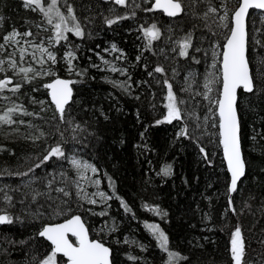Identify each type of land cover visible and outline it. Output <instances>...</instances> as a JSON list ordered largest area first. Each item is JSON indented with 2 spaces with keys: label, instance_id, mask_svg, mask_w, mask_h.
Segmentation results:
<instances>
[{
  "label": "trees",
  "instance_id": "16d2710c",
  "mask_svg": "<svg viewBox=\"0 0 264 264\" xmlns=\"http://www.w3.org/2000/svg\"><path fill=\"white\" fill-rule=\"evenodd\" d=\"M70 2L74 4L76 15L86 32L83 40L68 34L70 37L68 43H71L77 56L73 64L76 70L87 68L88 74L83 83L73 85L77 103L72 104L68 111L82 125L84 121H88V131L78 133L77 139L89 146L85 148L80 143L72 141L70 131L65 132L68 142L61 143L68 158L77 156L98 167L101 189L111 195L114 188L116 194L130 205L136 215V219H132V213L125 214L119 206V201L115 199L107 202L111 205L107 209L108 217L90 216V213L81 212L83 219L93 230V237L99 238L97 231L101 225L105 222L111 224L114 218L117 231L103 235L105 242L110 243L114 249L117 264H133L127 260L126 253L140 257L138 264H153V262L162 264V259L167 258L166 253L161 252L156 246V241L144 227V222L147 221L159 224L169 237V249L191 256L193 264H229L230 232L239 224L246 245L245 264H264L262 259L264 244L261 243L264 240V173L261 172L264 168V98L258 99L251 94H243L242 91L238 93L242 151L248 163L246 176L239 182V190L232 195L236 209L233 214L228 208L225 166L221 164L222 151L215 144L208 143L207 138L205 139L204 143L209 153H215L211 156L214 167H209L201 162L197 152L189 146L187 140L176 138L181 122L174 121L172 124L154 126L155 120L162 118L167 89L162 84L164 77L156 74L161 81L157 84L156 79L148 77L144 71L145 63L148 64L149 70L157 64L163 65L177 97L188 101L186 105H181V108H187L189 112L195 108L196 116L202 121L205 109L196 106L191 95L195 91L203 90L205 69L212 62L211 44L217 40L223 41V30L217 28L218 16L213 19L212 14H209L208 20L205 21L194 18L192 12L195 11L197 16H200L207 10L209 3L219 7L221 0H205L194 8L186 7V14L182 13L180 17L175 18L166 17L157 11H142L141 9L146 6L144 0H126V7L105 4L104 0H70ZM184 2L186 6L189 4V0ZM235 3L236 0H227V5L231 8ZM136 4H140L141 8H136ZM85 5H88L90 10ZM110 7H115L116 13H109ZM133 11L136 12L134 17L120 21L111 28L104 23L105 16L125 14L131 16ZM0 17L3 18L0 20V43L3 42V36L13 28L21 33L31 30L33 35L40 36L36 25L41 24L44 18L38 11L25 9L22 0H0ZM85 17H89L90 22ZM153 23L161 30V37L152 41L151 50H146L144 45L147 40L142 37L143 34L138 29L141 25L147 27ZM193 25H196L193 32L194 44L201 47L202 51L195 53L194 49L190 48L189 52L200 59L199 64L193 63L191 58L179 57L178 45L174 43L180 41L187 32L193 31ZM254 28L262 31L253 33ZM247 30L264 40V19L259 11L249 13ZM89 31L92 32L91 38L87 36ZM213 32L217 35L213 36ZM63 43L62 41L61 45ZM112 43H115L127 56V60L118 62V65L126 68L131 76L129 93L106 82L109 81L106 72L90 67L92 62L99 64L94 51L102 54L103 48H108ZM97 45L100 47L97 48ZM57 47L59 63L54 66L57 76L72 80L80 79L75 75V71L72 74L67 73L62 60L63 46L57 45ZM173 48L177 51L173 52ZM256 52L259 56L251 49L248 53L254 71L259 60L264 58V48L257 47ZM138 54L142 55L139 63L135 59ZM3 77L4 75L0 73V79ZM185 77H188L189 82L192 83V93L181 91L187 86ZM50 79L43 77L25 83L23 74L20 73L13 77V84H22L19 93L13 94L7 89L0 92V114L14 103L22 105L29 112L39 113L38 117L16 113L13 119L24 120V125L16 123L11 126H0V148L4 149L0 150V187L8 185L9 189L6 190L16 200L21 198V193L11 192L10 189L18 187L22 181L17 177H9L7 172L26 171L28 166L38 161L50 145H54L59 140L58 136L53 135L54 129L50 126L54 107H48L50 102L46 89L42 86ZM141 81L147 83L141 84ZM8 87L11 88L12 85ZM33 88H39V91L33 92ZM137 96L139 99L135 98ZM33 98L37 103L32 102ZM196 99L200 100L201 105L206 103L200 97ZM41 100L45 101L44 107L47 111L41 112L38 103ZM82 101L86 102L84 104L86 108H103L110 119L104 121L100 117V123L96 124V117L91 111L87 115L81 111L79 105ZM96 116H99L98 112ZM185 119H189L191 123L188 116H185ZM29 122L35 127H27ZM64 127L61 125V130ZM40 131L47 135L35 142L25 138L40 136ZM89 132H96L100 137L99 141L89 136ZM142 132L143 138L140 135ZM252 136H256V139L252 140ZM166 165L172 166L173 174L170 177L157 175ZM61 171L67 174V187L71 190L72 206L75 210L77 198L72 185L74 171L68 159L56 161L53 158L46 168L38 169L36 175L44 176L46 172H54L59 181L61 178L58 174ZM109 176L113 181L112 187H109ZM27 179L24 178V181ZM56 186L64 185L58 183ZM34 187L43 190V184H36ZM40 201L44 203V198L41 197ZM143 203L158 205L162 211L168 213V216L161 219L160 216L143 209L141 206ZM246 203L250 207L245 206ZM0 207L5 205L0 203ZM84 208L90 207L84 204ZM8 211L23 215L19 204L15 208H9ZM62 219L63 217H60L61 221ZM38 227V223H30L27 218L23 225L19 222L0 225V264H26L22 247L29 256L35 252L42 253L43 247L30 239L35 235ZM125 238L130 241L129 244L123 243ZM39 239L43 240V238ZM21 240L27 242L25 246H21ZM117 240L120 241L119 244L115 243ZM139 244L145 245L148 250L141 252ZM5 249L7 255L4 254Z\"/></svg>",
  "mask_w": 264,
  "mask_h": 264
},
{
  "label": "snow or ice",
  "instance_id": "6c2138e0",
  "mask_svg": "<svg viewBox=\"0 0 264 264\" xmlns=\"http://www.w3.org/2000/svg\"><path fill=\"white\" fill-rule=\"evenodd\" d=\"M205 0H189V4L186 6L184 0H154L150 3V0H144V5L141 10L144 12H155L157 10L162 11L167 17H180L182 13L186 14L187 8H194ZM105 4L116 6H127L126 0H104ZM23 7L32 12H39L42 14L44 20L51 26L53 35L48 37V46L45 47L43 41L39 44L32 40L25 39L24 43L29 45L33 49V52L28 53L24 47H19V62L25 60L26 55H31L32 62L39 65V70L29 65L28 67L18 66L16 59V51L9 53L6 58H0V73H7L11 71L13 76L22 73L25 83H31L37 78L49 77V82L43 83V88L47 90V96L50 97V104L48 107L53 108V117L51 121V127L54 129L53 135L58 136L59 140L50 145L44 154L38 158V161L27 167L26 171H9L7 175L9 177H17L22 183L16 187L10 189L11 192L21 193V198L16 200L15 197L9 194L8 185L0 187V203H3L5 207H0V225H12L16 222L20 224L25 223L27 218L30 223H38L39 227L35 231V235L30 237L31 240H35L40 244L44 251L42 253L35 252L29 256V253L21 251L25 255L26 264H117V260L114 256V249L110 243H106L103 234L113 233L117 231V227L114 221L109 224L105 222L101 225L97 231L99 238H95L92 235V229L83 219L81 212L90 213V216L108 217L109 212L107 209L111 207L107 202L115 199L119 201L120 208L123 209L125 214L132 213V219H136V215L130 205L119 195L116 194L113 188L112 194H106L104 191L99 190L100 180H93L88 177L86 173L89 171L93 174L98 173L99 169L95 165L76 158H71L70 163L75 170L76 179L72 180V185L76 189L77 207L74 210L72 206L71 190L67 187V174L63 171L59 172L60 180L57 181L56 173L46 172L44 176L36 175L38 169L45 167L52 162L55 158L56 161L68 159L66 152L62 146V143H67L68 138L65 136V132H71V139L76 143H80L82 147H88L87 143L77 139V134L88 131V121H84L83 125L77 122L75 117L71 116L68 111L72 104L77 103L75 100V94L73 85L77 83H83L88 74V69L76 70L73 61L77 59L74 51L71 49L66 50L64 53V60L67 63V71L72 74L75 71V75L80 79H62L59 78L54 71V66L59 63V58L52 48L57 45H61V42H69V33L81 40L86 36L84 26L80 19L76 15L75 6L70 0H22ZM89 8L88 5H85ZM136 8H141L140 4L135 5ZM64 9V10H62ZM260 10L262 19H264V0H236L234 7L229 8L227 0H221L219 7L208 4L207 10L202 15L197 16L193 11L194 18L208 20L209 14H212L213 19L218 15L217 28L223 30V41L217 40L211 44V64L206 66L205 75L202 83V91H195L192 93V83L189 82V78L185 77L186 87L181 91L186 93H192L191 99L195 102L196 106L203 107L205 109L203 120L201 121L199 116L195 114V108L191 112L187 108H181V105H186L188 101L179 99L173 90V85L167 78L166 69L163 65L157 64L151 70L147 63L144 64V71L147 76L156 79L157 84H160V79L156 76L164 77L162 84L166 87L167 93L164 97L165 103L163 104L161 119L155 120V125L172 124L174 121L181 122L179 131L176 132V138H183L189 142V146L197 152L201 162L206 163L209 167H214L211 159L215 153H209L205 146V139L208 143L215 144L219 150L222 151L221 164L225 166V189L228 197V208L235 214L236 209L234 207L233 193L239 190L238 182H241L242 178L246 176L247 161L244 158L242 151V137H241V124L238 114V90H242L243 94H251L259 98H264V58H261L255 68H252V60L248 55L250 49L257 56V47L264 48V40L257 38L255 34H250L247 30L246 18L249 16V10ZM66 10V11H65ZM90 10V8H89ZM109 13H116L115 7L108 9ZM222 13V14H221ZM136 12L133 11L131 16L125 15H113L111 17L105 16L104 23L108 28L117 24L120 21L130 19L134 17ZM3 18L0 17V20ZM89 20V17H85ZM26 23H28L26 21ZM207 26V25H206ZM40 28L41 25H36ZM196 29V25H193V31H189L180 40L175 41L178 45V55L181 58H191L193 63H201L200 59L196 55L189 52L190 48L194 49L195 53L202 51L201 47L194 44L193 32ZM48 31L47 28L43 29ZM142 32L146 38L147 43L144 45L146 50H151L152 41L158 40L161 37V30L155 23L150 26L141 25L138 29ZM209 30H211L209 28ZM261 29H253V33L261 32ZM213 36L217 33L213 32ZM31 30L23 33L13 28L10 32L3 36L4 43H0V52L6 49V46L19 45L18 38L32 37ZM88 38L92 37V32H87ZM79 45H77V48ZM100 46L97 45V48ZM89 51H94L89 49ZM105 53L112 52L120 54L114 57L115 60H127L126 54L118 49L115 43H112L110 48H103ZM163 51V49L161 50ZM173 52L177 49L173 48ZM39 53V57H37ZM94 54L101 64L92 62L91 68H95L98 71H111L113 73H119L121 76H126L127 79L122 82L115 80L106 81L111 83L113 87L121 89L125 93H129L131 85L129 81L131 76L128 74L126 68L117 67L112 61H109L101 55L100 52L94 51ZM207 56V52L204 53ZM137 63L142 60V55L138 54L135 57ZM167 59V57H165ZM91 60V57H89ZM7 65V67H5ZM31 73V75H29ZM175 75V69H173ZM95 79V77H93ZM141 84L147 83V81H141ZM12 85L11 88L8 86ZM22 88L21 83L13 84V77L5 75L0 79V92L7 89L13 94L20 92ZM33 92L39 91V88H33ZM196 97H200L205 104L201 105L200 100ZM4 99H10V97H3ZM139 99V97H135ZM33 103L37 101L33 98ZM41 106V112L47 111L44 107L45 101H38ZM86 102L82 101L79 105L81 111L86 115L91 111L92 115L96 117L95 123H100V117L104 121H108L110 117L103 108L92 109L84 106ZM119 111V109H117ZM99 116H96V113ZM19 113L22 116H39V113H33L27 111L22 105L13 104L12 107H7L3 114H0V126L19 123L24 125V120H14V114ZM188 116L191 120L185 119ZM42 118V117H41ZM139 119V114H137ZM61 125L65 126L61 130ZM27 127H35L32 123H28ZM19 131V129H15ZM147 131V128L145 129ZM47 134L40 131V136L31 137L26 136V139H32L33 142L40 139V137ZM143 138L144 133H140ZM89 136L99 141L100 137L96 132H89ZM252 140L256 139V136L251 137ZM0 150H4L0 148ZM151 163V161H149ZM264 173V168L261 169ZM172 166L166 165L161 168L157 175L162 177H170L172 175ZM24 178H28L24 181ZM81 181H86L89 185L97 188V191L88 193ZM109 187H112V178L108 177ZM187 183V181H185ZM64 186H56L57 184ZM36 184H43V190L34 187ZM22 189L24 191H22ZM30 197V199H29ZM44 198V203H41L40 198ZM88 205H103L102 209L97 212L92 208H84V204ZM19 204L23 215H16L10 213L9 208H15ZM36 207L33 208L32 206ZM142 208L160 216L161 219H165L168 216L167 212L160 209L158 205H149L143 203ZM245 206L250 207L247 203ZM60 217H63L62 222ZM144 227L148 230L150 235L156 241V246L162 253H166V259H162V264H193L191 256L183 255L182 253L169 249V237L159 224L144 222ZM39 238H43L41 241ZM74 238V239H73ZM47 242L46 244L44 242ZM26 241L21 240V246L26 245ZM115 243L119 244L117 240ZM124 244H129L130 241L125 238ZM264 244V240L261 241ZM141 252H146L148 249L145 245H138ZM202 247V245H198ZM230 252L229 264H245L246 245L242 235V228L240 225H236L234 230L230 232ZM4 254L8 252L5 249ZM128 261L133 264H138L140 257L126 253ZM264 259V257H262ZM154 264V262H153Z\"/></svg>",
  "mask_w": 264,
  "mask_h": 264
},
{
  "label": "rangeland",
  "instance_id": "374dc122",
  "mask_svg": "<svg viewBox=\"0 0 264 264\" xmlns=\"http://www.w3.org/2000/svg\"><path fill=\"white\" fill-rule=\"evenodd\" d=\"M228 7H229V5H228ZM229 8H231V7H229ZM42 20H43L42 23L39 24V25H41V27L40 28H37L40 31L39 32L40 33V36L39 37H37L36 35H33L32 37H28V38H18L19 39V45L6 46V49L3 52H0V58H6L9 53H12L15 50L16 51V59L18 61V66L28 67L29 65H31L32 67H34L37 70H39V67L40 66L32 62L31 55H26L25 56V60L23 62H19V51H18V49H19V47H24V48L27 49L28 53L33 52V49L31 47H29V45H27V44L24 43L25 39L32 40L33 42H35L37 44H39L41 41H43L44 46L45 47L48 46V39L47 38L50 37V36H52L53 35V32H52L51 26L48 25L44 19H42ZM45 28H47L48 31H44L43 29H45ZM142 37L144 39H146L144 36H142ZM2 43H4V41ZM62 45H63V49H62V60H63V64L65 65V69L67 71V63H66V61L63 58L64 57V53H65L66 50L71 49L72 51H74V49L71 46V43H65L64 42ZM108 48H110V46ZM57 49H58V47L56 46L55 48H52L51 50L52 51H55L56 54H57ZM119 54H120L119 52H117V53H112V52L105 53V52H102L101 55H103L105 59H107L109 61H112L114 64H116L117 67H119L118 62H120L122 60H115L114 59V57L118 56ZM37 57H39V53H37ZM97 59L99 61V64H101V61L99 60V58H97ZM5 67H7V65H5ZM101 67H104V65L101 64ZM104 72H106L109 75L108 76L109 77V80H115L117 82H122V81H125L127 79L126 76H121L118 72L117 73H113L111 71H104ZM67 73H68V71H67ZM1 74L4 75V76L7 75V76L16 77L20 73L17 74V75H15V76H13V73L11 71H8L7 73H1ZM73 157L76 158V159L83 160V159H81V158H79L77 156H70L68 158V162H69V164H70V166H71L72 169H73V167H72V165L70 163V160ZM83 161H86V160H83ZM88 163H90V162H88ZM73 171H74V178H73V180H74V179H76V173H75V170L74 169H73ZM86 175L88 177H91L93 180H96V179L100 180V178L98 176V173L93 174V173H91L89 171L88 173H86ZM81 183L83 184L85 190L88 193H92V192L97 191V188L96 187H94L92 185H89L86 181H81ZM74 189H75V187H74ZM99 190L100 191H103L101 189V182H100V185H99ZM75 191H76V189H75ZM86 205L89 206L90 208H92L94 211H97V212H99L102 209V207H103V205H88V204H86Z\"/></svg>",
  "mask_w": 264,
  "mask_h": 264
},
{
  "label": "water",
  "instance_id": "95a60500",
  "mask_svg": "<svg viewBox=\"0 0 264 264\" xmlns=\"http://www.w3.org/2000/svg\"><path fill=\"white\" fill-rule=\"evenodd\" d=\"M152 2H154V0H152ZM251 11H259L260 12V10H255V9H250L249 10V13L251 12ZM157 12H161L162 14H163V12L162 11H159V10H157ZM164 15V14H163ZM164 16H166V15H164ZM167 17V16H166ZM170 18H172V17H170ZM246 24H247V18H246ZM59 78H62V79H69V78H65V77H59ZM49 82V81H48ZM73 89H74V86H73ZM239 91H242V90H238V93H239ZM46 92H47V90H46ZM48 100H49V102H50V97H48ZM54 107V106H53ZM243 179V178H242ZM238 184H239V182H238ZM234 194V193H233ZM232 194V195H233ZM62 222V221H61ZM74 239V238H73Z\"/></svg>",
  "mask_w": 264,
  "mask_h": 264
}]
</instances>
